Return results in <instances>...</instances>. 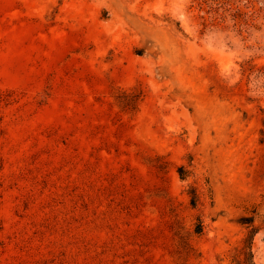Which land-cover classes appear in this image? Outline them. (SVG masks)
I'll list each match as a JSON object with an SVG mask.
<instances>
[{"label": "rangeland", "instance_id": "rangeland-1", "mask_svg": "<svg viewBox=\"0 0 264 264\" xmlns=\"http://www.w3.org/2000/svg\"><path fill=\"white\" fill-rule=\"evenodd\" d=\"M246 241L264 264V0H0V264Z\"/></svg>", "mask_w": 264, "mask_h": 264}, {"label": "trees", "instance_id": "trees-1", "mask_svg": "<svg viewBox=\"0 0 264 264\" xmlns=\"http://www.w3.org/2000/svg\"><path fill=\"white\" fill-rule=\"evenodd\" d=\"M195 202H196L195 201V197H192L191 201H190L191 206L194 207ZM241 221H242L241 222L242 224H251L253 222V219L252 218H245V219H243ZM200 231L201 230H200V227H199L198 230H196V233H199ZM248 248H249V242L246 241L245 246L243 248V251L241 253L243 258L237 260L236 264H252L251 259H250L251 258V253L249 252Z\"/></svg>", "mask_w": 264, "mask_h": 264}]
</instances>
